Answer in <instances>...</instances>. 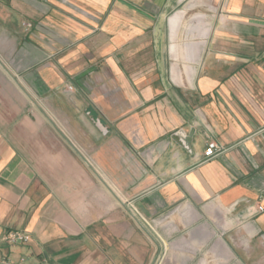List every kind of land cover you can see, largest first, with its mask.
Masks as SVG:
<instances>
[{
	"label": "crops",
	"instance_id": "obj_1",
	"mask_svg": "<svg viewBox=\"0 0 264 264\" xmlns=\"http://www.w3.org/2000/svg\"><path fill=\"white\" fill-rule=\"evenodd\" d=\"M9 231L0 264H264V0H0Z\"/></svg>",
	"mask_w": 264,
	"mask_h": 264
},
{
	"label": "built area",
	"instance_id": "obj_2",
	"mask_svg": "<svg viewBox=\"0 0 264 264\" xmlns=\"http://www.w3.org/2000/svg\"><path fill=\"white\" fill-rule=\"evenodd\" d=\"M68 88L72 87L68 85ZM222 151V148L217 145V143L213 140H209L206 143V147L204 149L203 155L204 160H208L210 158L215 157ZM263 210L262 206H258V211ZM30 239V236L21 231H9L0 237V245L3 244H13L17 242H27Z\"/></svg>",
	"mask_w": 264,
	"mask_h": 264
},
{
	"label": "water",
	"instance_id": "obj_3",
	"mask_svg": "<svg viewBox=\"0 0 264 264\" xmlns=\"http://www.w3.org/2000/svg\"><path fill=\"white\" fill-rule=\"evenodd\" d=\"M193 132V131H192ZM192 132H191V134H192ZM189 141H190V139H189V137H184V142L185 143H182L183 145H187V144H189Z\"/></svg>",
	"mask_w": 264,
	"mask_h": 264
},
{
	"label": "rangeland",
	"instance_id": "obj_4",
	"mask_svg": "<svg viewBox=\"0 0 264 264\" xmlns=\"http://www.w3.org/2000/svg\"><path fill=\"white\" fill-rule=\"evenodd\" d=\"M67 88H68V86H67ZM69 89V88H68Z\"/></svg>",
	"mask_w": 264,
	"mask_h": 264
}]
</instances>
